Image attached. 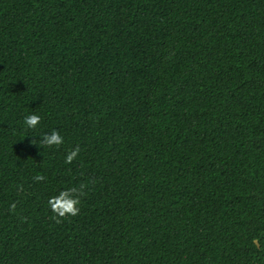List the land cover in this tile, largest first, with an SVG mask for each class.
Listing matches in <instances>:
<instances>
[{"label":"trees","instance_id":"1","mask_svg":"<svg viewBox=\"0 0 264 264\" xmlns=\"http://www.w3.org/2000/svg\"><path fill=\"white\" fill-rule=\"evenodd\" d=\"M0 264H264V0H0Z\"/></svg>","mask_w":264,"mask_h":264},{"label":"clouds","instance_id":"2","mask_svg":"<svg viewBox=\"0 0 264 264\" xmlns=\"http://www.w3.org/2000/svg\"><path fill=\"white\" fill-rule=\"evenodd\" d=\"M24 123L28 126V128L34 129L40 123V117L38 115H30L25 118ZM63 143V138L57 131L51 132V135L43 136V144L42 146L53 147L59 146ZM79 149L73 150L66 157V163H71L73 159L77 156ZM37 180H43L44 177L37 176ZM81 192H78L76 189H69L66 191L60 192V194L56 197H52L49 199L48 204L53 212V219L56 223H61L63 219L68 217H74L79 213V208L77 205L80 203L79 196ZM11 209H15V204L11 206Z\"/></svg>","mask_w":264,"mask_h":264},{"label":"water","instance_id":"3","mask_svg":"<svg viewBox=\"0 0 264 264\" xmlns=\"http://www.w3.org/2000/svg\"><path fill=\"white\" fill-rule=\"evenodd\" d=\"M255 243L257 244V242L255 241Z\"/></svg>","mask_w":264,"mask_h":264}]
</instances>
